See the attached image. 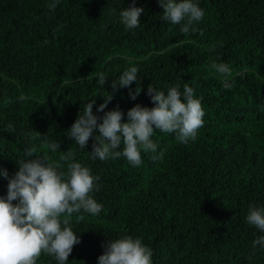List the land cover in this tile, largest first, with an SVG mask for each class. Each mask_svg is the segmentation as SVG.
<instances>
[{"label": "trees", "instance_id": "1", "mask_svg": "<svg viewBox=\"0 0 264 264\" xmlns=\"http://www.w3.org/2000/svg\"><path fill=\"white\" fill-rule=\"evenodd\" d=\"M48 3L0 0V167L13 174L32 148L31 158L66 170L61 156L72 150L99 176L92 195L100 214L60 217L80 236L67 264H97L102 243L123 235L141 238L153 264H264V250L252 248L261 233L246 222L250 204L264 205V0H200L205 16L187 34L160 20L157 0H134L145 13L131 31L118 14L133 0H60L53 11ZM216 62L230 66L231 89ZM131 65L140 94L132 100L120 89L104 111L152 107L149 84L164 91L188 84L204 124L187 144L154 131L159 155L141 150L136 167L123 156L90 159L93 139L79 149L68 129L87 101L95 98L96 113L112 92L109 82L96 83L99 73L110 81ZM6 185L0 177V195ZM36 264L56 261L42 253Z\"/></svg>", "mask_w": 264, "mask_h": 264}, {"label": "clouds", "instance_id": "2", "mask_svg": "<svg viewBox=\"0 0 264 264\" xmlns=\"http://www.w3.org/2000/svg\"><path fill=\"white\" fill-rule=\"evenodd\" d=\"M157 2L162 9L160 20L178 25L182 34L193 30L192 25L205 16L200 0ZM59 3L60 0H49L48 10L53 11ZM144 13L145 9L135 6L133 0L132 5L119 11V22L125 30L137 29ZM212 67L225 78L223 87L231 89L233 85L227 79L231 74L230 66L216 62ZM108 78L103 72L96 78L101 88L109 82L112 89L110 95L103 96V102L96 106V113L103 115L93 112L96 100L91 99L68 129V137L79 149L85 150L89 138L93 139L91 151H87L90 159L103 161L123 156L136 167L142 163L141 150L159 155L158 142L152 139L156 130L174 134L182 144L196 139L204 124L205 112L193 87L184 84L181 90V85L176 84L164 91L149 84L146 95L152 107L137 103L126 113L119 107L104 111L116 91L128 89L132 100L141 91L137 85L140 76L136 65L125 68L115 79L108 81ZM133 83L135 88L131 87ZM8 128L14 131L11 124ZM47 147L56 152L59 143L48 140ZM34 153V149L26 148L24 157L15 162L17 170L11 175L6 168L0 167V177L7 180L6 193L0 195V264H36L42 253L51 256L56 264H67L73 246L80 243V236L67 219L60 217L81 212L98 215L103 207L92 195L99 190V176L77 161L74 151H63L61 159L67 163L66 170L49 163L46 156L31 158ZM246 222L261 233L252 241L253 252L264 250V205L250 204ZM102 248L97 264H153L151 249L139 237L107 238Z\"/></svg>", "mask_w": 264, "mask_h": 264}]
</instances>
